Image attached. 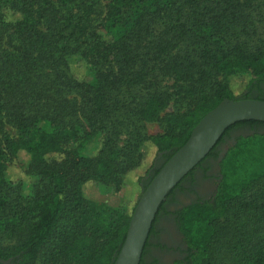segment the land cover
<instances>
[{
  "label": "trees",
  "instance_id": "16d2710c",
  "mask_svg": "<svg viewBox=\"0 0 264 264\" xmlns=\"http://www.w3.org/2000/svg\"><path fill=\"white\" fill-rule=\"evenodd\" d=\"M58 1L56 7L51 0H0V22L13 28L18 44L15 53L5 57L10 70L24 68L20 74L25 78L37 66L49 69L57 77L61 94L78 93L79 114L85 123L76 117L69 122L57 115L37 117L19 106L7 109L19 137L14 140L4 135V145L11 156L25 159L24 173L33 182L16 183L22 204L10 216H3L6 202L0 193V229L11 234L27 228L23 241L10 251L0 250V260L112 264L132 212L87 196L85 184L118 189L124 176L141 165V149L150 142L165 160L147 175L142 192L206 113L224 99L244 100L233 95L232 78L247 75L248 92L264 84V34L253 43L249 25L255 0H221L215 8L203 5V0H109L99 21L93 13L94 0ZM186 10L198 16L191 27L182 20ZM6 12L17 14V20L5 22ZM186 28L197 35L196 48L190 53L178 49ZM72 58L94 68L95 84L69 73ZM4 66L0 59V72L7 70ZM165 80L173 82V91L162 85ZM139 93L137 101L134 94ZM173 98L190 100L193 105L185 114L161 118ZM5 110L0 96V118ZM123 116L163 121L167 131L148 139L132 134L120 145ZM40 120L46 124L39 125ZM237 124L264 125L257 121ZM99 134L102 139L96 154H85L86 144ZM234 152L229 149L219 163L221 179L213 196L175 212L187 247V264H199L215 241L221 219L229 214L240 219L245 215L247 220L231 239L235 264H264V239L245 234L249 227L264 223V185L254 186L257 179H252ZM136 153L137 161L130 163ZM4 157L0 151V189L12 183ZM146 246L147 242L140 263Z\"/></svg>",
  "mask_w": 264,
  "mask_h": 264
},
{
  "label": "rangeland",
  "instance_id": "374dc122",
  "mask_svg": "<svg viewBox=\"0 0 264 264\" xmlns=\"http://www.w3.org/2000/svg\"><path fill=\"white\" fill-rule=\"evenodd\" d=\"M108 1L94 0L93 13L98 21L104 16ZM203 1V5L215 8L221 0ZM51 2L56 7L59 5L58 0H51ZM253 4H255V8L250 13L251 25L249 27H253L252 41L253 43H257L264 34V0H255ZM5 15V22L7 23L13 22L15 19L17 20V14L15 13L6 12ZM182 17L185 25L191 27L192 19L194 21L198 16L193 14L192 11L186 10L182 13ZM194 36H197L194 30L186 28L179 42L178 49L182 52H193L196 48ZM16 46L18 44L15 31L11 26L5 27L0 22V59L5 62L4 69H7L5 72H0V96L6 108L0 118V151L5 155L6 173L12 182L0 189V193L4 196L6 202L3 216H10L19 209L17 205L22 204L18 200L20 199V192L16 183L23 181L31 184L33 182V179L24 173L26 166L25 159L23 157L16 158L15 156H11L4 145V135H8L14 140L19 137L16 127L10 120L7 109L19 106L26 113H33L37 117L57 115L63 118L65 122L72 121L76 117L85 126L79 114L78 93H66L64 91L61 94L57 77L49 69L37 66L33 72L26 74L25 78L20 74V72L24 71L22 70L24 68L10 70V64L6 62L5 57L11 53L13 55ZM12 57L10 56V58ZM13 62L15 63L16 61ZM14 67L20 66L14 65ZM68 70L77 80L91 85L96 82L94 68L77 59H69ZM248 80L249 77L247 75H238L231 79V89L236 98L241 97L247 91L246 85ZM172 83L171 80H165L162 85L166 89L173 91ZM140 94H134L137 101L141 99ZM192 105L193 102L190 100L173 98L165 105L160 113V117L185 114L191 109ZM120 119L124 121L123 126L120 128L122 131L120 145H123L132 134L140 135L137 138L148 139L162 136L167 131L163 121H138L129 118V116H123ZM42 124H46L44 120H40L39 125ZM101 139L102 135L99 134L91 142L87 143L84 150L85 154L89 156L96 154L100 147ZM232 139L219 146L217 150L219 154L215 153L212 157L213 159L207 160L204 163V169L197 170L190 180L184 181L182 186L167 198L163 205V213L157 216L153 232L148 239L147 249L143 254V260L146 264H169L174 259H179L183 255L185 243L177 232V228L172 220L173 212L181 206L210 197L213 193L215 175L219 172L217 161L219 162L220 158H223L229 149L234 148V157H237L239 161H244L252 174V179H257L254 186L264 185V128L258 127L253 132L238 128L233 131ZM141 153L143 155L141 165L124 176L118 189H115L111 185L89 182L84 186L85 194L98 202L124 209L130 214L141 194V189L147 175L155 168V165H157L162 157L161 153H156L155 148L150 142L143 145ZM137 159L138 154L136 153L134 157L133 155L131 156L129 162H135ZM244 174L245 171L242 172V176ZM244 179H248V176L244 177ZM236 210L233 212L236 213ZM237 213L239 212L237 211ZM243 216V219H240L237 214H229L226 219H221L216 228L215 241L210 243V250L206 255L198 260L199 264H235V252L231 248V239L236 234L237 228L245 225L247 220L245 215ZM0 220L3 219L0 218ZM26 233V227L18 228L11 234L0 229V250L10 251L14 245L23 241ZM252 233L256 239H264V223L255 224L248 228L247 233L245 232V234L253 237ZM8 262L14 264L12 258L5 261V263ZM35 264L42 263L41 261H37Z\"/></svg>",
  "mask_w": 264,
  "mask_h": 264
},
{
  "label": "water",
  "instance_id": "95a60500",
  "mask_svg": "<svg viewBox=\"0 0 264 264\" xmlns=\"http://www.w3.org/2000/svg\"><path fill=\"white\" fill-rule=\"evenodd\" d=\"M242 121L264 123V100L224 99L198 121L186 142L141 192L112 264H140L156 213L169 192L216 147L228 127Z\"/></svg>",
  "mask_w": 264,
  "mask_h": 264
},
{
  "label": "flooded vegetation",
  "instance_id": "af4514ba",
  "mask_svg": "<svg viewBox=\"0 0 264 264\" xmlns=\"http://www.w3.org/2000/svg\"><path fill=\"white\" fill-rule=\"evenodd\" d=\"M241 98L242 99H251V100H264V84H260L259 85V87L258 88H255V89H252V90H250L249 92L248 91H245L244 93H243V95L241 96ZM258 127H263L264 128V125H256V124H235V125H233V126H231L230 128H228L227 130H226V132L222 135V137H221V140L218 142V144L216 145V147L214 148V150L212 151V154H211V156H208L207 158H205L200 164H199V166L198 167H196L188 176H186L179 184H178V186L176 187V188H174V190L172 191V194H173V192L176 190V189H179L181 186H182V183L185 181L186 182V180L188 181V180H190L191 178H192V175L197 171V170H200V169H204V163L207 161V160H210V159H213L212 157H213V155H215V153L217 154L218 152H217V150H218V148H219V146H221L222 144H224V143H226L228 140L230 141V140H233L232 139V137H233V131L234 130H236V129H238V128H243V130H249V131H251V132H253V131H255L256 130V128H258ZM236 142H237V140H236ZM219 154V153H218ZM217 154V155H218ZM161 160H159L158 161V163H157V165H155V168H153L152 169V171H150V173L148 174L149 176L153 173V171L155 170V169H157L163 162H164V160H165V158L164 157H161L160 158ZM219 163H220V160H219V162L217 161V166H218V174L217 175H215V179H214V188H213V193L210 195V197L211 196H213V194H214V192L216 191V188H217V184H218V182L220 181V179H221V175H220V168H219ZM149 176H147V178L149 177ZM147 178L145 179V181L147 180ZM144 185V184H143ZM171 194V195H172ZM170 195V196H171ZM169 196V197H170ZM168 197V198H169ZM209 197V198H210ZM208 198V199H209ZM167 200V199H166ZM165 200V201H166ZM206 200V199H205ZM194 202H196V201H194ZM164 204H165V202H164ZM163 204V205H164ZM184 206H186V205H184ZM183 206H181V207H179V208H177L174 212H173V215H172V220H173V222H174V225H175V227L177 228V232L179 233V231H178V227H177V222H176V216H175V212L177 211V210H179V209H181ZM161 213H163V211L162 210H160L159 211V213H158V215H160ZM154 225H155V223L153 224V227H154ZM179 235H180V233H179ZM151 236V234H149V236H148V239H149V237ZM181 236V235H180ZM182 237V236H181ZM147 244H148V240H147ZM185 245V244H184ZM147 249V246L145 247V250ZM186 251H187V247H186V245L184 246V251H183V255L179 258V259H174L173 261H171L169 264H175V262L176 261H180L181 262V264H187V261H186V257H187V253H186ZM143 257H144V255H143ZM142 257V262L140 263V264H146L145 262H144V258ZM7 260H9V259H7ZM7 260H5V261H7ZM5 261L4 260H0V264H11V262L9 263H5ZM153 264H156V263H153Z\"/></svg>",
  "mask_w": 264,
  "mask_h": 264
}]
</instances>
